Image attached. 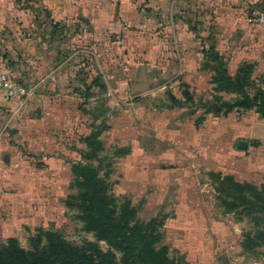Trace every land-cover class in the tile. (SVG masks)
<instances>
[{
	"label": "crops",
	"instance_id": "1",
	"mask_svg": "<svg viewBox=\"0 0 264 264\" xmlns=\"http://www.w3.org/2000/svg\"><path fill=\"white\" fill-rule=\"evenodd\" d=\"M259 2L264 0H0V73L12 72L35 90L29 101L8 99L0 90V240L17 239L19 228L37 224L34 218L39 215L31 213L34 199L41 201L36 209L51 200L59 172L70 175L72 191L71 165L82 162V140L92 125L109 128L102 135L108 149L131 148V155L118 163L130 162L140 148L136 133L124 142L115 136L121 127L130 131L142 127L166 143L168 149L154 159L160 167L144 168L142 178L140 173L128 178L125 199L140 211L153 195H164L169 175L175 176L177 187L167 186L170 192L165 193L161 210L172 206L181 223L184 211H208L194 190L191 196L184 186L194 178L191 171L201 166L193 163L197 158L209 166L215 201L209 203L211 209L222 210L210 173L261 189L264 147L256 143L264 142V118L258 109L204 115V104L216 97L231 104L242 97L216 91L217 64L204 53L210 48L223 57L232 78L240 68L252 66L247 94L251 99L264 94V32L251 28L246 20L252 5ZM77 80L87 85L98 80L107 91L94 89L95 95L80 111L84 99L73 89ZM140 82L150 89L143 98H133L121 110V102L111 106L109 95L122 94L125 88L135 95L132 91ZM156 83L162 86L155 87ZM186 90L193 102L173 106L171 97L184 102ZM138 102H148L145 124L138 120L139 127L133 123L131 129L129 111ZM202 116L204 123L197 125ZM110 135L115 137L109 143ZM240 143H246L247 149H240ZM189 161L193 168L182 170L179 164ZM143 181L149 188L136 206L131 193ZM235 222L250 223L246 218ZM204 231L196 242L200 250L211 242V232Z\"/></svg>",
	"mask_w": 264,
	"mask_h": 264
},
{
	"label": "trees",
	"instance_id": "2",
	"mask_svg": "<svg viewBox=\"0 0 264 264\" xmlns=\"http://www.w3.org/2000/svg\"><path fill=\"white\" fill-rule=\"evenodd\" d=\"M254 12L249 13L247 22ZM204 53L217 64L214 69L216 91L242 96L234 104L216 97L212 103L204 104V115L213 112L219 116L224 109L228 113L235 108H257L264 118V94L259 92L253 99L247 94L251 87L253 67L240 68L237 76L232 78L227 70V63L214 48ZM19 81L22 82V79L19 78ZM96 88L101 92L107 91L105 84L98 80L91 85L76 81L73 89L84 99L79 106L80 111L95 95ZM184 99L181 102L171 97V102L173 106L179 107L192 103L193 98L188 90L184 92ZM204 121L202 116L197 125H202ZM89 127V134L82 140L85 145L80 153L82 162L71 165L73 181L70 188L76 194L68 197L66 206L79 212L78 219L84 223L85 232L94 234L97 242H105L113 251L121 253V261L116 262L112 253L105 254L98 244L88 243L85 247H78L67 242L57 232L39 230L37 236L31 238V251L22 248L16 237H10L6 243L0 244V264H190L184 254L179 259L172 260L169 246H161L166 239L161 230L166 226L167 216L160 215L145 223L139 219L140 210L133 206L131 200L125 199L118 204L112 194L109 178L113 166L131 155V148L108 149L102 135L109 128L105 125ZM256 145L264 147V142ZM209 176L215 186L217 206L223 213L234 214L240 220L246 218L253 224L255 231L245 233L240 243L243 254L264 257V186L259 189L251 184H240L232 177H224L222 174L210 173Z\"/></svg>",
	"mask_w": 264,
	"mask_h": 264
},
{
	"label": "rangeland",
	"instance_id": "3",
	"mask_svg": "<svg viewBox=\"0 0 264 264\" xmlns=\"http://www.w3.org/2000/svg\"><path fill=\"white\" fill-rule=\"evenodd\" d=\"M263 9L264 2H259L252 5V12H262ZM249 26L259 30V32H264V26H252L250 24ZM161 86V83L155 84V87L159 88ZM148 89V85L140 82L136 84V90L132 91L136 92L135 95L128 93V88H125L126 92H123L122 94L113 93L112 95H109L108 101L111 106H115V104L121 102V110L126 108L123 107V104L128 101H132L133 98H143ZM114 94L116 96H114ZM163 94L164 93L156 97V100L161 98ZM147 105L148 102L146 104L144 102H138L134 104L133 107H131V111H129L130 116L133 119L129 125L131 129H133L135 126L133 123H138V120L145 124V107ZM124 111L127 110L125 109ZM141 128L139 127L138 130L130 131L129 127L126 126L125 128L121 127V129L115 133V136H118L122 142H124V138H130V135L133 138L134 133H136V136L139 138L138 141L140 147L137 148V156L134 159L131 158L130 162L128 159L122 160L115 167V173L112 177L111 185L112 183L114 184L112 185V187L114 186L112 194L116 198L118 204H121L128 196V178H134L135 176L139 175V173V178H142V176H144L145 170L148 171L150 166L160 167L159 163H154V159H156V157L168 149L166 143L159 139L157 133H151L150 131L146 133ZM158 133L162 135L161 132ZM115 136L110 135L111 139L107 142L110 143V141ZM162 136L164 137V135ZM152 159L153 161L151 162ZM191 161L186 162L185 164H179L182 166V170L186 171L187 167L193 168L190 167L194 166L193 163H195V165H199L200 163L201 166L200 168L196 166V169L191 171L194 178L192 180L186 181L184 186L187 188V190L191 191V196L192 190H194L193 192L196 194L195 197L197 196L198 200H201V203L204 202L206 205H208L209 210H206V212H204L202 209L195 211H184L183 214L185 216L182 218L184 223H181V220H178L177 212L172 211V206L165 210H161L160 206L164 203L165 195L170 192L167 186H169V184H173L175 189L177 187L175 176L172 177L169 175L164 181L165 186H163L166 187L163 193L164 195H160L158 197V194L153 195V197L150 199L151 201L149 200L148 204L145 205L143 209H141L138 216L139 219L147 223L160 215L168 217L165 228L161 230L166 238L161 246H169V256L172 260H177L182 254H184L190 264H264V257L256 258L255 256H246L243 254V249L240 246L243 235L247 232L255 231L253 224L251 222L237 223L235 222L237 217L226 216L223 213V210H214L210 208L209 203L213 204L215 201L212 188L213 186L211 185L212 183L208 177L209 166L207 162L200 161L199 158H197L196 161L194 160V162L192 161L193 163ZM144 168L145 170H143ZM130 169H132V173H128ZM70 182L71 177L68 173L61 174L59 172V176L56 179V194L52 196L53 198L51 197V200L49 202L46 201L45 204H43V202L42 205L38 207V209L35 208V204H40L41 201L37 200V198L34 199L33 209L35 212L33 210L31 213L38 214L39 219L36 220V217L34 216L35 218H33L37 223L36 225H32L30 227L23 226L22 229L19 228L18 231H15L20 245L25 250L31 251V238L37 236V229L42 228V230L45 232L50 231L61 234L67 242L78 247H85L88 243L98 244L99 248L105 254L112 253L115 256L116 262L119 263L123 257L122 254L113 251L105 242H97L94 234L85 232L84 223L78 219L79 212L76 210H70L65 206L64 202L66 201L67 197L70 194H76L75 191H70L68 186ZM116 182H119V185L116 186ZM141 184L143 185H140L138 189H134V192L131 193V199L134 203H136V206H139L137 203H139V200L144 197L147 189L149 188V184L145 183V181H143ZM120 189H125L127 194L123 195ZM157 191H159V189H157ZM187 198L193 200L192 197ZM40 199L45 201V197ZM44 205H47L49 208H45ZM42 207L44 208L41 209ZM193 212L195 214H193ZM202 220L205 222H202ZM201 222L204 223V225H201ZM204 230L211 232L212 235L209 236L211 242L208 244V247H204L205 250H200L201 248H199V244L196 242L200 238L199 236L203 234V232L205 233ZM4 243H6L5 240H0V244Z\"/></svg>",
	"mask_w": 264,
	"mask_h": 264
},
{
	"label": "built area",
	"instance_id": "4",
	"mask_svg": "<svg viewBox=\"0 0 264 264\" xmlns=\"http://www.w3.org/2000/svg\"><path fill=\"white\" fill-rule=\"evenodd\" d=\"M248 23L252 26H264V11L254 12ZM0 90L11 100L29 101L35 94L32 86L20 82L18 76L8 71L0 73Z\"/></svg>",
	"mask_w": 264,
	"mask_h": 264
},
{
	"label": "water",
	"instance_id": "5",
	"mask_svg": "<svg viewBox=\"0 0 264 264\" xmlns=\"http://www.w3.org/2000/svg\"><path fill=\"white\" fill-rule=\"evenodd\" d=\"M239 148L240 149H247V145H246V143H240L239 144ZM8 160V157L6 158V161Z\"/></svg>",
	"mask_w": 264,
	"mask_h": 264
}]
</instances>
